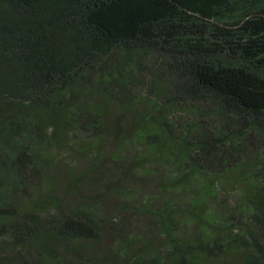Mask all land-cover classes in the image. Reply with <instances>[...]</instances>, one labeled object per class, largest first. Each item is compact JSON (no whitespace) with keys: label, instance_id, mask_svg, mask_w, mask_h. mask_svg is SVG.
<instances>
[{"label":"trees","instance_id":"obj_1","mask_svg":"<svg viewBox=\"0 0 264 264\" xmlns=\"http://www.w3.org/2000/svg\"><path fill=\"white\" fill-rule=\"evenodd\" d=\"M0 264H264V0H0Z\"/></svg>","mask_w":264,"mask_h":264}]
</instances>
